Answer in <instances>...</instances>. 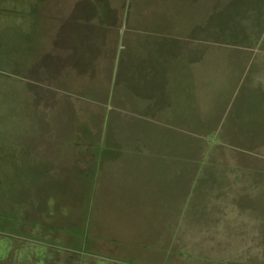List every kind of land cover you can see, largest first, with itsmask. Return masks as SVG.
<instances>
[{
    "label": "rangeland",
    "instance_id": "1",
    "mask_svg": "<svg viewBox=\"0 0 264 264\" xmlns=\"http://www.w3.org/2000/svg\"><path fill=\"white\" fill-rule=\"evenodd\" d=\"M70 1L0 0V264H264V248L257 255L241 240L232 248L227 241L215 240V232L208 236L207 196L197 200L199 207L194 201L189 207L185 204L187 194H213L209 189L216 183L214 166L206 159L205 147L212 146L215 136L190 135L181 118L186 117L191 130L204 119L207 132L213 133L210 128L216 123L232 134L236 116L233 128L264 133V104L249 92L244 95L245 87L237 82L246 69L240 59L238 66L232 62L236 50L210 49L201 79L197 64L188 73L176 72L173 83L176 94L181 90V100H173V116L161 113L157 119L141 120L134 97L130 106H124L125 94L120 95L113 80L94 86V93L86 89L93 94L84 100L55 91L52 75L77 69L71 60L75 69L64 65L63 70L48 51L58 48L55 36L47 35L56 13ZM138 1L127 0V19L119 27L126 33L116 49L141 26ZM229 1L237 3L240 18L243 3L249 11V5L262 0ZM110 2L119 6L121 0ZM116 8L122 14L123 9ZM68 10H63L64 16ZM156 13L166 27L182 26L176 22L181 13L158 9ZM65 29L55 41L59 46L70 42ZM179 58L181 54L176 62ZM100 69L110 71L109 65ZM186 82L189 89L183 95ZM65 85L73 86L58 82L59 88ZM105 114H114L117 138L126 126L133 128L131 137L138 127L150 130L144 135L150 138L148 146L134 152L110 145ZM87 139L88 154L93 158L95 154L88 171L81 155L87 153L82 143ZM212 148L207 151L210 161ZM107 157L111 160H101ZM93 177L98 179V192L85 194ZM117 185L118 194H107ZM120 186L124 194L119 193Z\"/></svg>",
    "mask_w": 264,
    "mask_h": 264
},
{
    "label": "crops",
    "instance_id": "2",
    "mask_svg": "<svg viewBox=\"0 0 264 264\" xmlns=\"http://www.w3.org/2000/svg\"><path fill=\"white\" fill-rule=\"evenodd\" d=\"M144 1L140 0L135 4L138 8L137 23L141 26L133 37L125 36L128 40L124 41L119 49H116V46L126 33L119 27L121 21L127 19L128 13L124 8L127 6V0H121L119 6L112 4L110 0H71L63 7L64 11L69 8L65 16L63 10L56 13L55 25L51 34L48 31L47 35L50 39L55 36L57 41L62 37V30L67 27L65 31L70 33V42L59 46L54 41V46L58 48H50L48 51L52 53L51 58L54 61L60 62L63 70L64 65L66 68L68 65L75 67L71 65V60L75 61L77 66V69L74 68L76 71L66 70L52 75L57 93L71 98L89 99L96 92V86H103L113 80V84L120 88V95L125 94L124 106H130V97H134L135 110L139 111L136 113L138 119H157L161 113L173 116V100H181V90L175 93V73H188L191 66L197 64L201 79L203 72L207 70L209 50L227 46L236 50V60L233 57L232 62L236 66L239 59L244 63L246 73L237 81L245 87L244 95L249 92L256 102L264 104V0H256L257 4H251L253 8L249 5V11L246 10V0H243L245 3L240 18L237 17V3L229 0H153L147 5L141 4ZM116 7L123 9L122 14L118 13ZM157 9L181 13V20L176 22L182 26L166 27L164 23L167 22L158 19ZM224 14L232 16V20ZM71 21L73 23L68 25ZM180 54L181 58L176 62V57ZM233 63L232 66L235 67ZM104 65H109L110 71L108 69L101 72L100 67ZM58 82H71L75 89L69 85L59 88ZM186 84L187 82L182 84L183 95L187 94L189 89ZM177 85H180V82H177ZM89 88L93 89V93L88 94L85 91ZM45 89L42 85L41 92ZM104 89L102 87V92ZM113 117L114 114L105 117L111 126L110 145L134 152L142 149L143 144L148 146L150 138H145L144 135H149L150 130L146 132L147 129H142V126L138 127L133 137V128L128 126L120 131L119 138L115 137L118 131L112 127ZM124 117L127 118V114ZM181 119L183 129L188 130L190 135L209 133L215 136V142L209 146L213 147L214 160L210 161V154L207 152L210 148L205 147L206 159L212 167L214 166L212 171L216 183L214 188L209 189L213 194H187L186 206H191L194 201L195 206L199 207L197 200L206 199L207 196L211 200V205L206 206L211 214L209 222L204 224L208 236L215 232V240L227 241L232 248V244L241 240L242 246L253 247V253L258 255L259 249L264 248V133L256 132L254 135L252 129L233 128L237 126L236 116L232 122V134L231 130H223V126L216 123L210 128L214 129L213 133L207 132L209 129L204 119L198 129L191 130L192 126L186 122V117ZM254 123L255 121L252 124L245 122L243 127ZM155 132L157 133L156 130ZM82 143L85 144L86 150L90 140ZM124 143L128 145L125 146ZM144 149L151 150L146 147ZM81 155L85 157L88 171L90 163L95 160V154L94 158L88 151ZM104 159L109 161L111 157L101 160ZM97 181L98 179L93 177L91 183L86 184L88 188L85 194H96ZM120 192L124 194L121 186ZM107 194H118V185L114 189L111 188ZM168 223L169 219L166 224L167 232ZM200 224L193 225L199 227ZM194 244L199 245L196 240Z\"/></svg>",
    "mask_w": 264,
    "mask_h": 264
}]
</instances>
